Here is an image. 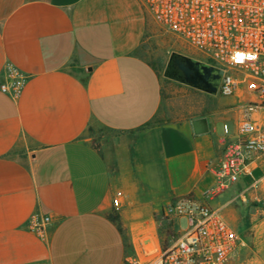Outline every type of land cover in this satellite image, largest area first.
Here are the masks:
<instances>
[{
    "label": "crops",
    "instance_id": "0c3cea01",
    "mask_svg": "<svg viewBox=\"0 0 264 264\" xmlns=\"http://www.w3.org/2000/svg\"><path fill=\"white\" fill-rule=\"evenodd\" d=\"M154 28L137 0H0V83L7 65L26 78L16 98L0 92V264H124L133 243L173 231L162 216L172 200L213 201L228 185L251 210L236 226L255 220L247 264H264V215L251 205L264 158L220 180L236 134L223 113L163 115L142 52ZM197 118L208 133L193 134ZM34 216L48 218L42 233Z\"/></svg>",
    "mask_w": 264,
    "mask_h": 264
},
{
    "label": "built area",
    "instance_id": "2783aa9c",
    "mask_svg": "<svg viewBox=\"0 0 264 264\" xmlns=\"http://www.w3.org/2000/svg\"><path fill=\"white\" fill-rule=\"evenodd\" d=\"M137 1L156 28L202 56L201 62L223 71L216 95L231 97L241 85L251 95L241 107L244 116L238 120L235 138L226 142L218 173L220 180L235 182L254 158H264V0ZM4 78L0 92L16 98L26 78L9 65ZM223 131L228 133L227 125ZM252 188L257 193L251 205L258 216L264 215V170ZM162 216L166 226L185 220V228L179 233L167 230L160 244L133 243L124 264H231L244 247L241 234L204 195L174 199ZM47 223V217L34 216L29 229L42 233Z\"/></svg>",
    "mask_w": 264,
    "mask_h": 264
},
{
    "label": "rangeland",
    "instance_id": "374dc122",
    "mask_svg": "<svg viewBox=\"0 0 264 264\" xmlns=\"http://www.w3.org/2000/svg\"><path fill=\"white\" fill-rule=\"evenodd\" d=\"M142 52L149 62L157 67L160 74L162 82L161 111L163 115L170 118L188 114H198L200 112L202 114H210L219 111V113H223L224 121L229 127L228 135L234 133L239 119L238 110L243 113L241 107L247 105V100L251 97V95L244 90V86L241 85L239 90L231 97H221L216 95L212 98L202 92L163 78L162 72L171 52H178L200 61H204V58L195 53L189 47L183 46L181 43H176L173 37L156 27L154 28L153 34L149 33L146 36L142 46ZM219 127L221 129V123L219 124ZM233 198L237 199L234 205L230 201ZM238 198V187L236 185H228L227 189L216 195L213 201H209L206 198L205 201L213 209H220L221 216L229 223V225L237 233L243 234L244 253L236 255L231 264H247V261H249L253 255L251 238L253 233L252 226L255 223V220H251V217H244L250 214L251 210L242 205ZM236 211L244 215V221H239L237 226L236 222H234L236 219ZM184 228L185 220H174V232L179 233ZM260 241L262 242L261 247L263 251L260 252L259 257L264 259V236L261 237ZM256 242H258V234Z\"/></svg>",
    "mask_w": 264,
    "mask_h": 264
},
{
    "label": "water",
    "instance_id": "95a60500",
    "mask_svg": "<svg viewBox=\"0 0 264 264\" xmlns=\"http://www.w3.org/2000/svg\"><path fill=\"white\" fill-rule=\"evenodd\" d=\"M223 71L199 60L178 52H171L162 72L163 78L189 87L209 96H215ZM194 135L208 133V122L205 118L191 121Z\"/></svg>",
    "mask_w": 264,
    "mask_h": 264
},
{
    "label": "trees",
    "instance_id": "16d2710c",
    "mask_svg": "<svg viewBox=\"0 0 264 264\" xmlns=\"http://www.w3.org/2000/svg\"><path fill=\"white\" fill-rule=\"evenodd\" d=\"M150 65L154 68V70L158 73V75L160 76L159 72H158V69L156 66H154L152 63H150Z\"/></svg>",
    "mask_w": 264,
    "mask_h": 264
}]
</instances>
